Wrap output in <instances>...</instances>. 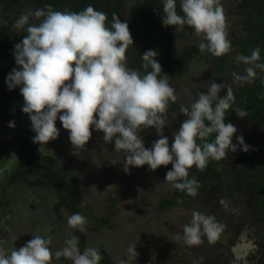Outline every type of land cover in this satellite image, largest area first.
Here are the masks:
<instances>
[{
  "label": "clouds",
  "instance_id": "obj_1",
  "mask_svg": "<svg viewBox=\"0 0 264 264\" xmlns=\"http://www.w3.org/2000/svg\"><path fill=\"white\" fill-rule=\"evenodd\" d=\"M160 3L162 25L174 26L175 30L187 25L197 35L202 34L197 45L201 52L221 56L230 50L221 0H179L180 12L177 0ZM33 19L38 23L31 22ZM107 20V13L89 4L81 11L29 8L14 21L12 27L22 29L26 35L14 44L18 67L6 75L5 84L10 91L19 88L21 111L28 115L35 133L32 142L47 144L55 140L60 133L57 119L67 130L73 149L85 148L92 132L100 131L104 143L123 152L122 160L109 159L111 165L122 164V170L128 173L131 167L147 165L156 170L171 163L163 180L175 189L195 194L199 182L189 178L193 166L203 169L210 160H221L230 151L249 150L243 135H235L236 126L225 121L234 99L232 88L211 82L206 91L196 93L190 104L181 105L179 111L186 119L173 132L170 145L169 137L163 134L165 114L169 100L177 97L168 74L162 73L156 59L159 53L148 49L140 55L141 67L146 70L143 74L128 67L125 53L133 45L128 21H122L115 12L109 23ZM259 53L257 47L250 55L237 56L249 66L245 74L234 75V83L249 82L256 74L255 68H264V64L255 63ZM233 111L239 117L246 116L244 109ZM8 126L15 127V121H9ZM148 128H154L158 136L150 147L145 146L141 136ZM219 203L227 207L224 198ZM67 223L80 232L86 231L87 220L79 212L68 215ZM223 228L213 214L193 210L181 235L186 245H198L202 237L210 242L217 240ZM50 245V237L36 234L9 251L0 240V264H51L61 257L72 264H99L102 259L94 246L81 250L75 234H70L63 247L55 251ZM128 252L130 258L138 255L135 245ZM119 264H128V260L122 259Z\"/></svg>",
  "mask_w": 264,
  "mask_h": 264
},
{
  "label": "rangeland",
  "instance_id": "obj_2",
  "mask_svg": "<svg viewBox=\"0 0 264 264\" xmlns=\"http://www.w3.org/2000/svg\"><path fill=\"white\" fill-rule=\"evenodd\" d=\"M23 1L19 12L30 8L28 2ZM10 9L0 2V19L13 20L12 12L3 16ZM226 10L228 8L223 7L225 22L232 15ZM164 31L172 35L174 40L189 36L194 39L196 47L194 57L188 61L195 74L170 81V85L180 91L177 110L168 104L165 114L163 134L169 137L171 145L172 134L177 130V119L180 120L184 115L179 111L183 104L180 103L181 95L192 97L200 91L195 90L192 85L194 78L190 77H199L202 84L207 74H210V69L204 71L207 68L204 65V52L197 46L202 38L193 28L184 25L177 26L175 30L174 26H164ZM24 35V31L20 33L15 43ZM0 44V93L3 95L13 91L11 95L14 102L13 107H6V103L0 101V240L4 242V247L9 251L14 246L20 247L36 234L50 237L53 251L63 247L64 240L70 234H75L67 223V210L76 205L78 212L87 220L84 232L86 240H83V233L80 232L79 247L81 250L86 246L98 248L102 253L99 264H119L122 259H127L128 264H183L177 259L173 261L175 257L172 256L176 251L173 241L179 238L178 228L174 224L176 213L159 208L160 196L172 190L171 183L163 180L165 174L147 170L145 166L133 167L131 173L127 174L122 170V164L111 165L109 159L122 160L123 153L114 151L111 143H104L100 131L92 132L85 148L73 149L68 132L62 128L59 119L56 126L60 128V133L55 140L47 144L33 143L31 137L35 133L31 131L28 115L21 111L23 97L19 88L10 91L5 84L6 75L13 66L18 67L15 63H10V66L6 64L8 60L15 62L14 47H6L2 42ZM137 70L143 74V70ZM9 121H15V127H9ZM141 136L146 147H150L158 138L154 128L142 130ZM47 151L52 153L51 156H47ZM27 157L39 163L41 169L38 171H43L45 166L51 168L53 173L49 177L52 176L56 181L62 178L69 185L68 190L74 191L73 196L64 188L53 186L47 177V168L46 177L40 172L35 178L22 176L21 172V176L18 174L14 178L10 171L8 175L4 174L5 165L9 169L15 161L20 163L21 158L27 161ZM76 194L79 195L77 199L74 197ZM61 196L64 197L63 204L60 202ZM133 245L138 253L136 258H130L128 252V248ZM51 264L72 262L61 257L53 259Z\"/></svg>",
  "mask_w": 264,
  "mask_h": 264
},
{
  "label": "flooded vegetation",
  "instance_id": "obj_3",
  "mask_svg": "<svg viewBox=\"0 0 264 264\" xmlns=\"http://www.w3.org/2000/svg\"><path fill=\"white\" fill-rule=\"evenodd\" d=\"M221 4L232 13L225 22L230 50L221 56L204 51V65L207 66L204 71L210 69V74L202 84L199 77L190 78H194L192 85L195 90L206 91L211 82L232 88L234 99L226 112L225 121L236 126L235 135H243L250 147L246 152L238 148L235 152H228L227 157L221 160H210L203 169L193 166L189 170V178L199 182L195 194H188L183 200L178 198V194H166L175 200L167 209L176 213L174 224L179 233V238L173 241V248L176 249L173 261L177 259L183 264H264V115L252 105L257 104L263 111L264 103L258 101L259 95H251V101H244L245 90L253 89L264 94V68H255L256 74L249 82H233L234 75L245 74L249 66L239 61L237 56L250 55L258 43L264 49V0H221ZM199 36L203 39L202 34ZM255 63L264 64V54ZM179 92L175 89L176 102L168 103L173 110L179 106ZM220 94L223 95V90ZM181 96L182 105L196 99V96ZM253 98L255 101L252 103ZM240 109L246 110L245 117H239L233 111ZM184 119L185 115L177 119L178 127ZM235 135L233 143H236ZM26 160L29 166L41 169L36 160L28 157ZM20 167L28 168L21 164ZM220 198L226 200L227 207L219 203ZM193 210L213 214L224 225L217 240L210 242L207 237H202L198 245L184 243L182 226L190 222Z\"/></svg>",
  "mask_w": 264,
  "mask_h": 264
},
{
  "label": "trees",
  "instance_id": "obj_4",
  "mask_svg": "<svg viewBox=\"0 0 264 264\" xmlns=\"http://www.w3.org/2000/svg\"><path fill=\"white\" fill-rule=\"evenodd\" d=\"M25 1L28 2L29 7L33 10L35 8H43L46 11L48 9L60 10V11H62L63 9L71 10V11H81L87 5L92 4L95 9L107 13L108 20L106 21V23H109L111 21L112 13L115 12L119 15V18L122 21L125 19L128 21L129 30L133 39V45H129L125 53L126 63L128 67L130 68L134 67L136 70L141 69L143 70L142 73H144L146 70L141 67L142 61L140 55L145 50L154 49L159 53L156 59L159 61V63L162 66V73H167L169 76L168 77L169 84L170 81H174V79L176 80L181 76L188 77L192 75L191 73L195 74V70H191V67L188 65L189 63L188 61L191 58H193V52L196 50V47L194 46V39L187 36V37H178L174 40L172 39V35L167 34L164 31V26L162 25L161 22V16L163 15V13H162V5L160 3V0H25ZM0 2L4 3L6 7H11V9L8 10V12L3 13V16H7L9 13L12 12L11 19H13L11 21L6 20L4 23H2V28L0 30V43L2 42L4 43V46L13 48L16 39L19 38V34L22 33L23 30L14 29L12 25L14 21L18 18V16L21 14V12L19 11L22 10V2L24 1L0 0ZM177 11L180 12L179 0H177ZM31 22L38 23V20L33 19ZM257 47H259L260 49L259 56L264 54V49L259 43L256 45V48ZM10 63L14 64L15 62L14 61L11 62L10 60H8L6 64H9L10 66ZM12 92L9 94L4 93L3 95L0 93V101H4L6 103V107L7 106L13 107L14 105L11 95ZM244 93H245L244 101H251V97H250L251 95H259L260 97L258 101H263L264 103V94L262 92H257L252 89L250 91L245 90ZM170 101L172 100H169V102ZM253 101H255L254 98L252 100V103ZM254 104L252 105L256 107L264 115V108L263 111H261L258 108L259 106H257V104L255 105ZM175 126L177 127V129L179 128L177 126V123L175 124ZM208 139L211 140L210 137ZM145 140L148 141V137H146ZM51 154L52 153L50 151H47L48 157L51 156ZM20 164L27 166L28 168L31 167L29 166V164L26 163L25 158H21L20 163L18 161H15V163L11 165L9 169H6V165H5L4 174L8 175V172L10 171V175L14 178L21 172L20 174L22 176L35 178L37 177V175H39L38 172H40V174H45L46 177V170L38 171L36 169V166L33 165L31 167V170L28 171V168L23 169L22 167H20ZM46 168H47V177H49V175L53 172L51 171V168L49 167ZM145 168L147 170H151L147 167V165H145ZM169 168H171V163H169L166 166L162 165L158 167L156 170H151V171H154L158 174L161 173L164 175ZM132 169L133 167H131V170L127 174H130ZM189 176H190V172H189ZM49 180L52 182L53 186L56 185L58 188L59 187L61 189L64 188L69 192L71 196H73L72 193H74V191L72 189H70V191L68 190L69 185L64 183L62 178H59V181H56L53 180L52 176H50ZM170 192H172V194H178L179 195L178 198H180V200L185 199V197L189 194L186 191L178 190L175 189L174 187H172V190ZM166 194L167 191L166 193L162 194V196H160V203H159L161 206L159 207L160 210L161 208L167 209V207H169L171 204H174L175 202L172 196L167 197ZM78 196L79 195L76 194L74 197H76L77 199ZM60 202L61 203L64 202L63 196H61ZM67 211L69 213L68 215H70L74 212H78V207L74 205L73 208H70ZM72 231L73 233H75V235L79 236L80 231L78 229L72 228ZM82 233H83L82 237L84 240L85 239L84 232H81V234Z\"/></svg>",
  "mask_w": 264,
  "mask_h": 264
}]
</instances>
